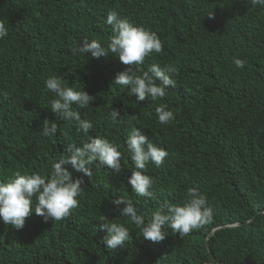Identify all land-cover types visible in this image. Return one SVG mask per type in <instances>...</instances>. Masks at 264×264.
Returning <instances> with one entry per match:
<instances>
[{"label": "trees", "instance_id": "16d2710c", "mask_svg": "<svg viewBox=\"0 0 264 264\" xmlns=\"http://www.w3.org/2000/svg\"><path fill=\"white\" fill-rule=\"evenodd\" d=\"M110 10L161 39L162 52L142 67L178 69L162 101H138L115 85L128 66L111 53L73 52L83 38L106 41ZM0 21L9 31L0 40V180L17 170L47 172L69 143L86 139L47 108L53 94L44 80L51 75L93 97L79 109L93 123L90 135L123 154L118 175L92 165V176H83L65 166L83 176L84 190L64 220L32 213L19 230L0 221V264H264V7L245 0H0ZM160 103L174 113L169 124L156 118ZM111 108L120 112L116 122L108 118ZM44 119L58 124L55 136L42 135ZM129 122L169 153L160 167L147 166L151 199L128 184ZM189 187L206 195L212 221L184 237L166 228L160 242L145 240L110 203L129 197L147 219L162 202L182 203ZM101 215L130 228L124 247H105Z\"/></svg>", "mask_w": 264, "mask_h": 264}, {"label": "clouds", "instance_id": "9594fccd", "mask_svg": "<svg viewBox=\"0 0 264 264\" xmlns=\"http://www.w3.org/2000/svg\"><path fill=\"white\" fill-rule=\"evenodd\" d=\"M245 3L252 7H264V0H245ZM209 18H213L211 12ZM105 23L111 27V34L106 41L102 43L99 39L83 38L73 52L83 56L90 54L93 58L111 53L128 66L115 75V85L126 89L127 95H135L138 101L145 98H150L152 102L162 101L167 95V89L176 86L173 75L178 69L173 64L161 66L159 63L150 64L146 70L142 67L146 57L162 52L161 39L154 31L122 18L116 10L107 12ZM8 34L5 22L0 21V40ZM232 62L241 69L246 63L236 57ZM44 90L53 94L47 101V108L54 113L55 120L74 125L77 131L83 132L86 139L80 145L69 143L65 148L66 155L51 163L47 172L22 173L17 170L7 179L0 180V221L17 230L23 228L25 218L32 213L42 217L45 222L67 218L72 209L79 207L78 197L84 190L83 176H92V165L114 175L121 172L120 161L123 154L118 150L120 146L107 138L90 135L93 123L81 117L79 109L88 107L93 100L91 95L82 90V85H65L60 77L51 75L44 80ZM155 114L160 124L166 125L175 119L174 113L168 109L166 103L158 104ZM118 117L120 112L111 108L108 118L116 122ZM57 132L58 124L44 119L42 135L53 137ZM124 147L132 163L131 175L128 177L132 192L139 197L153 198L154 180L146 174L147 166L154 164L160 167L168 157V151L155 144L140 127L131 122ZM65 166H70L72 171L82 173L83 176L74 178L72 171ZM110 203L118 209L120 216L127 218L128 224L139 230L145 240L154 243L166 238V228H171L180 237H184L213 219L206 195L197 187L186 189L182 203H160L147 219L145 214L138 213L137 207L129 197L110 198ZM99 228L106 233L103 243L109 250L124 247L130 239V228L125 223L115 222L103 215Z\"/></svg>", "mask_w": 264, "mask_h": 264}]
</instances>
